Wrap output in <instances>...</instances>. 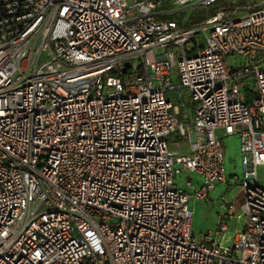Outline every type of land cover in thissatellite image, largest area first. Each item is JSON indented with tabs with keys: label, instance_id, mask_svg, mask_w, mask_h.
Returning a JSON list of instances; mask_svg holds the SVG:
<instances>
[{
	"label": "built area",
	"instance_id": "2783aa9c",
	"mask_svg": "<svg viewBox=\"0 0 264 264\" xmlns=\"http://www.w3.org/2000/svg\"><path fill=\"white\" fill-rule=\"evenodd\" d=\"M166 2L193 0H0V264H264V7L184 27ZM234 134L229 246L227 215L198 239L189 201L227 182Z\"/></svg>",
	"mask_w": 264,
	"mask_h": 264
},
{
	"label": "rangeland",
	"instance_id": "374dc122",
	"mask_svg": "<svg viewBox=\"0 0 264 264\" xmlns=\"http://www.w3.org/2000/svg\"><path fill=\"white\" fill-rule=\"evenodd\" d=\"M198 0L186 4V6H178L175 3L166 2L163 9L171 11L168 14L161 15L163 19L176 20L181 26L187 27L193 23H197L206 16L210 15L211 11H218L222 9L234 8L239 6L241 12L246 11L248 8L257 9L258 7H264V0H218L211 6H199L196 5ZM239 10V11H240ZM242 60L239 57V61ZM134 61V67L139 63L136 59ZM230 64H235V61L231 59ZM174 81L178 82V77L174 75ZM244 91L250 89L254 91L256 84L254 79L248 78L245 82ZM246 94H249L248 92ZM250 95V94H249ZM167 97L174 103L182 102L184 104H190L192 101L190 95L185 89L170 90L167 92ZM178 134L174 133L169 139H174ZM218 135H223V130H218ZM225 143V165L227 171V182L216 183V188L212 190L208 197L202 200L195 198L190 199L189 208L192 211V230L195 236L200 239L206 233L212 230H216L218 221L221 216L227 215L226 221L228 222V230L221 232L217 235L218 242L223 245L231 246L236 230L242 229L244 220H239L237 212L239 211L238 206L242 202L243 189L240 185L243 176V164L241 156V142L239 134L232 136H225L223 138ZM187 149V148H186ZM258 180L259 183L264 185V165L258 166ZM192 176L194 179L202 181L203 178L198 173H187L184 172L176 177V183L178 186L183 187L185 185L186 177ZM232 204L233 215L230 217L228 214L229 209L222 207V204Z\"/></svg>",
	"mask_w": 264,
	"mask_h": 264
},
{
	"label": "crops",
	"instance_id": "0c3cea01",
	"mask_svg": "<svg viewBox=\"0 0 264 264\" xmlns=\"http://www.w3.org/2000/svg\"><path fill=\"white\" fill-rule=\"evenodd\" d=\"M192 103V102H191ZM191 103L188 105V104H184V107L183 109L181 110L182 111V114H185L188 116V119L191 118V112H192V106H191ZM182 119H184V117L182 116Z\"/></svg>",
	"mask_w": 264,
	"mask_h": 264
},
{
	"label": "water",
	"instance_id": "95a60500",
	"mask_svg": "<svg viewBox=\"0 0 264 264\" xmlns=\"http://www.w3.org/2000/svg\"><path fill=\"white\" fill-rule=\"evenodd\" d=\"M131 66L130 62H127L125 67L123 68V72H126L127 68Z\"/></svg>",
	"mask_w": 264,
	"mask_h": 264
},
{
	"label": "trees",
	"instance_id": "16d2710c",
	"mask_svg": "<svg viewBox=\"0 0 264 264\" xmlns=\"http://www.w3.org/2000/svg\"><path fill=\"white\" fill-rule=\"evenodd\" d=\"M215 12H216V10L215 11H211L209 16H212L213 14H215ZM209 16H206L205 18H207Z\"/></svg>",
	"mask_w": 264,
	"mask_h": 264
}]
</instances>
